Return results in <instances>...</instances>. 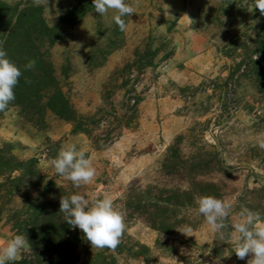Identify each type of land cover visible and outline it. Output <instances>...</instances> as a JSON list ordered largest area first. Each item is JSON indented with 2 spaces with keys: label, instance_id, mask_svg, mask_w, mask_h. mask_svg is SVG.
I'll return each mask as SVG.
<instances>
[{
  "label": "rangeland",
  "instance_id": "1",
  "mask_svg": "<svg viewBox=\"0 0 264 264\" xmlns=\"http://www.w3.org/2000/svg\"><path fill=\"white\" fill-rule=\"evenodd\" d=\"M0 264H264V0H0Z\"/></svg>",
  "mask_w": 264,
  "mask_h": 264
}]
</instances>
